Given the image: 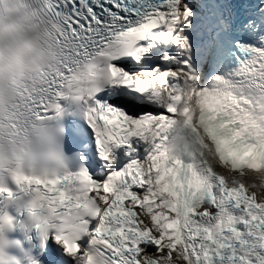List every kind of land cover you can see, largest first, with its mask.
<instances>
[{
	"label": "snow or ice",
	"instance_id": "snow-or-ice-1",
	"mask_svg": "<svg viewBox=\"0 0 264 264\" xmlns=\"http://www.w3.org/2000/svg\"><path fill=\"white\" fill-rule=\"evenodd\" d=\"M253 172L264 0H0V264H264Z\"/></svg>",
	"mask_w": 264,
	"mask_h": 264
},
{
	"label": "bare ground",
	"instance_id": "bare-ground-1",
	"mask_svg": "<svg viewBox=\"0 0 264 264\" xmlns=\"http://www.w3.org/2000/svg\"><path fill=\"white\" fill-rule=\"evenodd\" d=\"M254 177H256L258 180L264 182V179L260 178L259 176H254ZM253 187H254V189H256L258 186L253 185Z\"/></svg>",
	"mask_w": 264,
	"mask_h": 264
}]
</instances>
